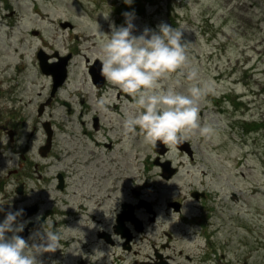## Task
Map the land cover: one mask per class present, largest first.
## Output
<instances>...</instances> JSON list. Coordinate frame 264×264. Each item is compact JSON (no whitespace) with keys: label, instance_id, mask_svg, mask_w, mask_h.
Masks as SVG:
<instances>
[{"label":"rangeland","instance_id":"374dc122","mask_svg":"<svg viewBox=\"0 0 264 264\" xmlns=\"http://www.w3.org/2000/svg\"><path fill=\"white\" fill-rule=\"evenodd\" d=\"M124 13L132 16L136 36L146 28L156 30L161 23L183 30L189 64L184 75L162 81L165 88L186 94L193 84L208 86L199 116L201 126L212 132L207 137L199 130L187 134L193 160L168 146L169 152L159 161L170 160L178 172L167 183L161 169L153 167L154 147L145 145L142 135H125L123 121L127 112L134 111L133 98L108 82L97 91L87 77V64L94 62L100 49L97 25L98 31L109 33L110 24L125 25ZM65 22L72 28L60 27ZM42 46L49 52L74 53L69 81L53 97L50 77L36 65V49ZM193 68L198 75L189 80ZM101 98L107 101L103 108L98 104ZM93 118L99 122L97 131ZM45 121L54 135L47 159L39 152L46 140ZM21 156L32 164L23 175L15 174ZM42 160L34 168L33 163ZM58 172L66 173L71 193L83 190L73 182L86 172V181L95 182L91 190L98 196L118 185L129 191L145 183L147 175L153 178L158 173L150 183L158 184L153 196L162 202L158 208L162 226L152 239L147 237L148 243L159 244L160 232L172 230V244L184 264H201L207 256L203 264H264V0H132L130 5L124 0H0V209L15 199L18 180L29 191L24 204L39 203L41 211L51 206L63 210L53 181ZM190 189L189 201L175 205L173 211L166 208L165 198L177 200L180 194L186 198ZM205 190L209 199L200 197ZM119 192H112L113 208ZM69 199L74 210L81 202L87 209L66 231L56 228L63 232V241L73 244L66 250L60 240L54 253L38 254L40 264H75L83 254L81 242L95 250L87 240L94 230L82 229L86 224L95 226L88 219L95 214L96 199L78 194ZM204 210H212L211 220L206 221ZM3 219L0 211V222ZM63 219L60 216L58 222ZM27 227L32 231L26 238L29 244L42 243L44 226L36 229L29 223ZM208 242L209 249L204 247Z\"/></svg>","mask_w":264,"mask_h":264},{"label":"clouds","instance_id":"9594fccd","mask_svg":"<svg viewBox=\"0 0 264 264\" xmlns=\"http://www.w3.org/2000/svg\"><path fill=\"white\" fill-rule=\"evenodd\" d=\"M124 2L130 5L132 0ZM123 15L125 25L110 24L109 33L98 31L97 25L101 38L97 59L103 78L135 101L134 111L125 114V135L131 138L139 134L145 145L155 147L161 142L170 148L194 130L209 136L212 129L202 127L199 116L208 86L193 84L185 94L174 87L165 88L162 83L174 75H184L189 64L183 30L161 23L156 30L146 28L136 36L132 16ZM197 75L195 68L187 74L189 80H195ZM106 103L104 98L98 101L102 108ZM21 214L22 210L8 211L0 222V264H40L38 254L60 249L61 236L51 230L41 234L42 243L30 245L19 235L26 229L17 222Z\"/></svg>","mask_w":264,"mask_h":264},{"label":"flooded vegetation","instance_id":"af4514ba","mask_svg":"<svg viewBox=\"0 0 264 264\" xmlns=\"http://www.w3.org/2000/svg\"><path fill=\"white\" fill-rule=\"evenodd\" d=\"M41 49L45 50L48 63H53L57 60L56 58L58 56H64L66 54H70L71 59L74 57V53L72 51H68L66 54H60L57 50H53L49 52L43 46L37 48V50H41ZM55 54H57V56H55ZM35 58H36V54H35ZM96 59H93V61L95 62ZM87 62H89V59H87ZM36 65L38 66L37 60H36ZM89 65L90 64H87V67ZM87 77L88 80L90 81L91 87H94L93 89L97 91L102 89V88L97 89L95 85L92 84L91 79H89L88 76V71H87ZM66 81L67 82L69 81V74L66 78ZM103 86H106V83ZM80 102H82L81 103L82 105L86 103V101H84L83 99L80 100ZM66 105L67 107H69L70 110L71 107L69 106V104ZM40 109L41 107L38 108L37 113ZM85 109L86 107H83V110L80 111V115L82 116L84 115ZM41 110H42L41 113H38L39 116L42 115L43 108ZM46 122L49 123L48 121H45L42 123V126ZM50 127H52L51 124ZM98 128H99V122L97 123V128H93V130L97 131ZM52 133H53V129H52ZM104 145L105 147H107V149H111V146L109 144H104ZM49 146L50 147L47 150V153L50 152L51 149H53L52 144ZM179 154L184 155L182 152H179ZM46 155H45L46 159L49 158ZM154 155L157 156L156 152H154ZM21 158L22 161L18 165L17 170L15 169V174L22 171V175H23L24 174L23 169H27L28 166L32 164L29 163L28 165V162L26 160L24 161V158L22 156ZM44 160H42L40 163L32 162L33 164H35L34 168L38 169L39 165L43 164ZM153 167L155 168L154 163H153ZM77 170L79 171L80 168H78ZM15 174H13V176H15ZM74 175L76 176L77 173H75ZM158 176L159 174L156 173V176L153 178L158 179ZM87 177H86V172H80L79 180L77 179L76 182H73V185L76 186L77 189L83 188V190L81 192L74 191L71 193L70 192L71 183L69 184V182L67 181L68 177L66 173L64 172L56 173L53 177L54 178L53 181L55 183V188L58 190V192L61 195V199H62L61 205L63 207V210H59L57 207L56 209L55 207L51 206L48 209L41 211V206L39 205V203L31 204L32 205L31 207H35L37 212L28 217L29 221L28 219H26L21 222V223H25L24 228H26L29 223L30 226L34 227L33 225L42 222L44 229H46L47 231L49 230L54 231L58 226L59 229L66 231L68 225H71V223H73L74 221H79L78 220L79 216L86 209L84 204L81 202L76 209L77 211L74 210V207L72 205L70 206L69 204L70 196L75 197L78 194V197H81L83 199L85 198L91 199L93 197L96 199L94 203L95 214L94 213L93 215L91 214L88 220H91L95 226L91 227L90 225L86 224V226L82 229V231H84V233H88L89 232L88 228H92L94 230L93 235L92 236L89 235L87 237V240L92 243L95 250L94 252H92L88 249V245H89L88 242H83V243L81 242V244L83 245V251H82L83 254L82 257L79 258L75 264H184L179 261L178 258L180 257V253L176 251L175 245L172 244V241L174 239L173 234H175L174 231L162 230L160 232V236L163 237V240H161L159 244H155V242H150V241H149L150 243L147 242V237L152 239L151 235L155 233L157 227L162 226V220L160 222V217L158 213L159 211L158 208L160 207L159 205L162 202H159V200L153 196L155 194V189H157L156 186H158L157 181H154V184H151L150 181L153 178L147 175L145 183H142V185L136 184V186L134 185V187L131 188L129 191H127L128 190L127 186L124 185V187H126L124 190L123 186L118 185L117 187L113 188V190L111 188H105L104 194L100 193V196H98L96 191H92L93 189L96 188L94 186H91L92 184H95V182L86 181ZM173 178L168 179L167 181L164 180V182L166 183L170 182L173 180ZM16 181L18 184H23V189L25 190V193L22 196H18V195L15 196L13 194L15 196V199L11 204H14V212L17 210H23L25 207H28V205H30V204H24L25 200H23L24 197H27L29 195V191L26 190V185L23 183V181H18V180ZM59 181H61V186H62L61 189L60 188L58 189ZM15 188L16 186H14L13 189L14 193H15ZM146 189L149 191L148 194L147 193L145 194ZM117 190L120 191L119 192L120 195L116 196L117 202H116V206L113 208L114 201L112 197V192ZM122 190H124V192L121 193ZM191 192H193V190L190 189L187 195L188 197L186 198H183L185 196H182L181 194H180L181 197H179L177 200H171L165 198L163 201L165 202V205H167L166 208L169 211H173L172 208L176 204L182 206L183 203L189 201L190 196H192ZM200 193H202L200 197L205 199H209L211 196L210 193H208L206 190ZM6 204L4 206H6ZM19 204L21 207L19 206ZM199 204H201V206L204 205L201 201L199 202ZM100 210H102L103 213H107L110 211L111 213L110 217H104V214L99 212ZM211 211L204 210L207 218L206 221L211 220L212 216L211 214H209ZM60 216H63L65 219H63V221H60L59 223L58 218ZM126 218H129L131 221L126 220ZM17 219H19V217ZM26 221H28V224L26 223ZM180 221L184 224L190 223V221L188 220H180ZM193 223L199 224L198 221L196 220H194ZM118 229L122 231L125 234V236L122 237L120 234H118L117 233ZM31 232L32 231L29 229L27 232L28 237L31 234ZM57 232L60 234V236L63 233L59 231ZM203 235L205 237L207 236L205 233H203ZM209 238L210 237H208V239ZM61 243L64 245L65 249L67 250L72 246L73 240L63 241L61 239ZM208 245L209 242L205 247H208ZM186 258L189 262H192L191 258L189 257ZM208 260L209 257L207 256L204 257V259H202L201 262L199 263L203 264Z\"/></svg>","mask_w":264,"mask_h":264},{"label":"water","instance_id":"95a60500","mask_svg":"<svg viewBox=\"0 0 264 264\" xmlns=\"http://www.w3.org/2000/svg\"><path fill=\"white\" fill-rule=\"evenodd\" d=\"M60 27H62V28H66V27L72 28V26L69 23H67V22L60 24ZM55 56H57V54H55ZM70 57H71V55H67V56H64V57H59L58 56L57 57V59H58L57 61H55L53 63H48L47 55H45L43 50L40 51L38 53V55H37V60H39L40 71L42 73H44L45 75L51 76V79L53 81L51 97L55 96L56 90L59 87L63 86V84L65 83V79H66L67 73H68L67 65H68V62L70 60ZM100 68H101V64H100L99 59H96V61L94 63L90 64L87 67L89 79H91L92 83L95 85V87L97 89L103 87V85L106 83V80L101 75ZM41 109L38 111V113H41V111H42ZM93 122H94V128H97V123H98L97 120L93 119ZM43 128H44L45 134L47 135V139H46L47 143H46L45 147H41L40 150H39L40 155L42 157H44L46 155L47 150L50 147L49 145H51V141H52V137H53L52 129H51L49 123L46 122L45 124H43ZM9 137L11 138V141H12L13 137H12L11 133H9ZM176 146H177L179 151H183V152H185L186 154H188L191 157L192 151L190 150L189 144L187 142L185 143L183 141V142L177 144ZM154 151L157 152L159 155H164L165 151H166V148L164 149V144L163 143L157 142V145L155 146ZM154 164H157V165H159L161 167V170H162L161 171V177L164 180L170 179L175 174L176 169L170 167L171 162H169V161L159 162V157H156L155 161H154ZM59 188L60 189L62 188L61 181H59L58 189ZM16 193L18 195H22L23 194L22 186H19L16 189ZM11 208H12V206L6 205V207L4 209V216L6 215V213L8 211H11ZM35 212H37L35 207H28L20 215V219H26V218H28V216L32 215ZM126 220L131 221L129 218H126ZM41 223L42 222H39L36 225H33V224H31V225H33L34 228L39 229V227L41 226ZM119 224H120V222H119ZM27 231H28V229L23 230V232L19 233L20 236H22L23 238H26L27 235H28ZM117 233L120 234L122 237L125 236V234L122 231H120L119 229L117 230Z\"/></svg>","mask_w":264,"mask_h":264}]
</instances>
